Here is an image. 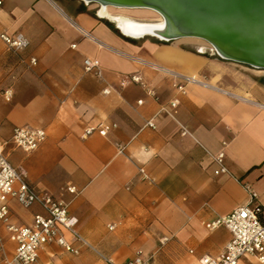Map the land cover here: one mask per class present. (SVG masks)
Instances as JSON below:
<instances>
[{"label": "crops", "instance_id": "0c3cea01", "mask_svg": "<svg viewBox=\"0 0 264 264\" xmlns=\"http://www.w3.org/2000/svg\"><path fill=\"white\" fill-rule=\"evenodd\" d=\"M2 1L0 32H22L30 44L16 54L0 38V88H14L10 101L0 95V145L32 186L68 202L77 230L93 247L76 255L48 243L37 264H109L103 256L127 264L137 250L153 264H200L203 255L219 256L231 234L207 224L249 201L244 183L253 185L264 207V70L221 58L188 38L125 35L115 20L99 15L96 3ZM88 57L100 60L102 76L85 72ZM159 67L208 85L189 84L183 94ZM133 74L145 85L122 86ZM150 119L155 127L147 125ZM104 125L106 135L96 129L83 136L87 127ZM17 126L44 128L47 138L32 152L5 144ZM223 149L230 172L216 174L212 155ZM140 168L153 181L143 179ZM9 204L18 226L46 214L38 204L25 207L14 198ZM0 233V264H7L17 242L1 222ZM247 262L261 264L253 256L239 264Z\"/></svg>", "mask_w": 264, "mask_h": 264}, {"label": "built area", "instance_id": "2783aa9c", "mask_svg": "<svg viewBox=\"0 0 264 264\" xmlns=\"http://www.w3.org/2000/svg\"><path fill=\"white\" fill-rule=\"evenodd\" d=\"M0 0V5L2 4ZM0 38L6 46L13 51L26 49L30 41L22 32L13 34L0 32ZM74 48L76 43L72 45ZM36 58H32V63L36 64ZM163 71L174 77V85L181 92H187L189 84L208 85L206 81L195 75H188L167 68L159 67ZM84 70L86 73L102 76L101 62L98 58L88 57L84 60ZM133 81L145 85L144 79L139 74H133L125 77L121 84L125 86ZM106 93L110 90L105 89ZM150 95L156 96L152 88H147ZM4 96L10 101L13 96L12 89H6ZM142 103V100H139ZM179 104L178 99L171 101V106L176 108ZM150 127H155L154 119L147 122ZM113 126H117L114 124ZM109 126L104 125L99 128L87 127L84 131V137L98 129L101 135H106ZM188 130L182 126V134L186 135ZM47 138V131L41 127L17 126L13 130L12 137L5 144L10 142L16 147L32 152L36 150ZM224 146L227 141L223 142ZM124 145L118 146V151L123 153ZM213 160L218 165L216 174L229 173L225 165L226 152L221 150L212 155ZM143 179L153 181L144 168H140ZM244 188L248 192L249 201L236 207L227 215H223L211 220L207 226L211 230L225 227L229 230L231 236L225 245L224 251L219 256L203 255L200 257V264H239L241 258L245 256L255 257L261 264H264V207L258 203L259 194L250 183H244ZM71 193H76V187L69 188ZM16 199L25 207L33 204L40 205L46 214L37 213L30 226H18L11 220L10 199ZM0 222L13 235L17 242L15 254L12 257H6L7 264H37L39 249L48 243H57L65 250L76 255L81 253L82 247L93 248L92 245L77 230L78 218L71 215L68 211V202L64 199H56L49 193L38 191L32 186L27 178V173L23 168L15 167L9 160L5 148L0 145ZM111 225L110 228H114ZM71 235L74 241L80 245L76 246L74 242L67 238ZM4 250V243L0 233V251ZM109 264H116L112 258L103 256ZM127 264H153L152 257L144 254L143 250H137L134 256Z\"/></svg>", "mask_w": 264, "mask_h": 264}, {"label": "water", "instance_id": "95a60500", "mask_svg": "<svg viewBox=\"0 0 264 264\" xmlns=\"http://www.w3.org/2000/svg\"><path fill=\"white\" fill-rule=\"evenodd\" d=\"M110 1L122 6L154 7L162 12L170 28L174 27L171 38H206L228 53L232 61L264 69V0ZM116 25L127 35L119 23Z\"/></svg>", "mask_w": 264, "mask_h": 264}, {"label": "bare ground", "instance_id": "6f19581e", "mask_svg": "<svg viewBox=\"0 0 264 264\" xmlns=\"http://www.w3.org/2000/svg\"><path fill=\"white\" fill-rule=\"evenodd\" d=\"M89 3H96L99 5L98 13L101 17L113 19L116 23H119L125 33L131 37L135 38H143L146 36H154L161 38L164 41H173L177 39L184 38H195L200 39L206 42L209 47L217 54L221 55L224 58H229L228 53H226L223 49H221L216 43L212 41L202 38L199 36H187V37H178L171 38L174 35V27L170 28V24H168L167 20L163 17L162 12L154 7L147 6H122L115 3H112L110 0H86ZM111 8L116 9H149L156 12L159 15V19H137L132 16H129L122 12H115ZM115 9V10H116ZM123 11V10H120ZM130 12V11H128ZM229 60H231L229 58ZM259 67V66H255Z\"/></svg>", "mask_w": 264, "mask_h": 264}, {"label": "rangeland", "instance_id": "374dc122", "mask_svg": "<svg viewBox=\"0 0 264 264\" xmlns=\"http://www.w3.org/2000/svg\"><path fill=\"white\" fill-rule=\"evenodd\" d=\"M111 9L113 11H115V12H122V13H125V14H127L129 16H132L134 18H137V19H159V15L156 12H154L152 10H149V9H147V11H146V9H141V10H139V9H120V10H123V11H120L119 9H116V8H111ZM128 11H130V12H128ZM188 39L191 40V41H195L197 43H194V42H191V41L189 42L188 40H183V41H185V43L186 42L192 43L191 45H195L196 47L197 46L204 47V50L208 49L209 51H213L212 48L209 47V45L206 42H204V41H202L200 39H195V38H193V39L192 38H188ZM13 52L17 54L20 51H13ZM256 69H261V68H256ZM262 70H264V69H262ZM6 89H12L13 90V94H14V88L12 86L2 87V88H0V95H2L4 99H5L4 91ZM10 147L11 146H8V149ZM14 157H16L15 153H14L13 157H11V161H12V158H14ZM246 264H258V263H256V262H247Z\"/></svg>", "mask_w": 264, "mask_h": 264}]
</instances>
